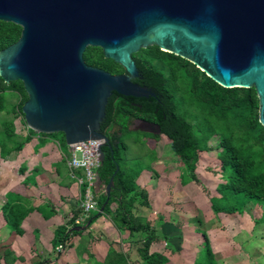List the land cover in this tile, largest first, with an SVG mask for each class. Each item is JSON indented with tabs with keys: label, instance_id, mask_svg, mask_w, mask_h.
<instances>
[{
	"label": "water",
	"instance_id": "95a60500",
	"mask_svg": "<svg viewBox=\"0 0 264 264\" xmlns=\"http://www.w3.org/2000/svg\"><path fill=\"white\" fill-rule=\"evenodd\" d=\"M0 21L21 27L0 50V77L22 82L27 127L63 133L67 146L102 140L111 147L100 124L113 92L155 97L133 81L132 56L150 46L188 60L224 88L253 87L264 127V0H0ZM87 47L100 48L124 73L87 65ZM112 188L113 177L106 198Z\"/></svg>",
	"mask_w": 264,
	"mask_h": 264
},
{
	"label": "trees",
	"instance_id": "16d2710c",
	"mask_svg": "<svg viewBox=\"0 0 264 264\" xmlns=\"http://www.w3.org/2000/svg\"><path fill=\"white\" fill-rule=\"evenodd\" d=\"M20 32V26L0 21V50L16 42ZM132 57L140 77L134 82L151 89L155 97L135 98L113 92L108 98L100 131L108 138L111 147L102 145L103 157L96 176L103 187L113 177V188L108 198L104 192L95 194L97 210L90 212L81 225H76L74 220L81 214L79 203L85 190V185L81 186L76 210H72L68 222L54 230L52 246L56 248L61 244L64 247L69 234L80 233L68 228V224L78 227L89 222L90 225L103 214L116 229L126 231L130 240L137 242V235L142 236L136 250L141 264L167 262L165 255L151 251L152 244L164 238L135 212L137 206L149 208L150 203L147 191L137 184L144 169L143 161L135 163L126 157L125 142L134 135L140 136L135 137V143L148 137L157 141L159 135L165 136L171 152L183 167V184H201L197 175L200 155L215 149L219 182L215 186L217 196L208 198L210 209L215 214L232 215L240 213L249 203L259 205L262 213L256 223H264V127L258 121L259 100L255 89L224 88L188 60L156 46L142 48ZM83 59L87 65L111 74L124 73V69L105 58L98 47H87ZM6 93L19 99L15 109L23 116L21 107L27 94L22 82L5 83L0 77V112L5 108ZM133 119L158 126L159 135L130 129ZM57 135L61 136L59 140ZM33 137L38 138L39 145L48 140L56 141L64 155L69 156L63 133H36L26 127V133L18 138L12 121L6 120L0 131V158L18 153ZM210 141L213 145H209ZM65 162L66 159L62 158L59 164ZM67 173L69 176L68 168ZM77 175L81 176V172ZM202 188L207 193L206 188ZM1 209L10 231L22 235L21 223L32 211L26 200L11 195ZM196 223L203 242L193 264H217L201 219L197 218ZM104 264H127V257L110 249Z\"/></svg>",
	"mask_w": 264,
	"mask_h": 264
},
{
	"label": "crops",
	"instance_id": "0c3cea01",
	"mask_svg": "<svg viewBox=\"0 0 264 264\" xmlns=\"http://www.w3.org/2000/svg\"><path fill=\"white\" fill-rule=\"evenodd\" d=\"M68 150L70 155L69 147ZM62 158L68 157L56 141L48 140L39 145L38 138L33 137L21 151L1 159L0 264L40 261L46 262L44 264H104L110 249L125 255L127 264H141L136 250L142 236L137 242L130 240L126 231L116 229L103 214L87 227L86 224L78 227L68 224V228L80 233L69 234L59 252L52 246L54 230L68 222L80 198V186L68 176L66 162L59 164ZM13 163L15 172L11 170ZM137 184L147 191L150 207L137 206L135 212L164 238L153 243L151 251L165 255V264L194 263L203 242L197 231V218L203 223L217 264H264V223H256L262 213L259 205L249 203L240 213L232 215L215 214L209 206L207 215L205 208L201 210L194 202L196 206L189 220L172 222L164 216L166 208L159 204L163 194H151L153 185L143 187L138 178ZM93 192H105L98 179ZM181 194L174 192L172 197L178 198ZM11 195L23 197L32 208L21 223L22 235L10 231L2 213L1 208Z\"/></svg>",
	"mask_w": 264,
	"mask_h": 264
},
{
	"label": "rangeland",
	"instance_id": "374dc122",
	"mask_svg": "<svg viewBox=\"0 0 264 264\" xmlns=\"http://www.w3.org/2000/svg\"><path fill=\"white\" fill-rule=\"evenodd\" d=\"M18 102L19 99L15 95L6 93L5 108L0 112V131L3 130V122L11 120L15 134L19 138L26 133L27 125L23 116L17 114L15 109ZM130 129L135 130V127L131 126ZM152 131L154 134L159 135L155 128ZM56 137L58 140L61 138L59 135ZM135 137L140 136L134 135L125 142L127 146L126 157L135 163L143 161L144 169L138 176L139 184L143 187L153 185L151 194H163V197H159L160 200H158L162 208H166L164 216L168 217L172 222L178 219L189 220L194 213L193 208L196 206L194 202L200 205L201 210L205 208L207 213L204 214L208 215L210 212L208 198L217 196L215 186L219 182V162L216 159V150H210L200 155L197 175L201 180V184L193 182L183 184V167L171 152L169 140L165 136L159 135L157 141L148 137L141 143H135L133 141ZM209 145H213L212 141H210ZM12 167V172H15V163L12 164ZM202 186L206 188L207 193L203 190ZM174 192L182 194L178 198H173L172 194ZM165 200H168L169 203ZM140 236L137 235V238Z\"/></svg>",
	"mask_w": 264,
	"mask_h": 264
},
{
	"label": "built area",
	"instance_id": "2783aa9c",
	"mask_svg": "<svg viewBox=\"0 0 264 264\" xmlns=\"http://www.w3.org/2000/svg\"><path fill=\"white\" fill-rule=\"evenodd\" d=\"M102 145V140H87L68 146L71 150L70 155L66 159L69 176L76 181L78 186L85 185V190L79 203L81 216L74 220L76 225L82 224L90 212L97 210L93 188L97 181L96 169L100 164L99 151ZM77 172H81V176H78ZM62 248V245L59 244L55 249L59 252Z\"/></svg>",
	"mask_w": 264,
	"mask_h": 264
},
{
	"label": "flooded vegetation",
	"instance_id": "af4514ba",
	"mask_svg": "<svg viewBox=\"0 0 264 264\" xmlns=\"http://www.w3.org/2000/svg\"><path fill=\"white\" fill-rule=\"evenodd\" d=\"M138 78H140V77H138ZM131 126L135 127L136 131L148 132V133H151V134H154V132L152 130L154 128L156 129V125H154L152 123H149V122H146V121H144L142 119H133L132 122H131Z\"/></svg>",
	"mask_w": 264,
	"mask_h": 264
}]
</instances>
